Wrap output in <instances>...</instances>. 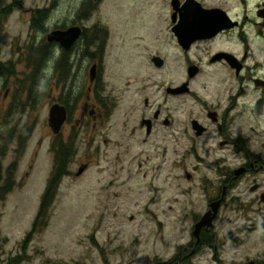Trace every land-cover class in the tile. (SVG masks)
I'll list each match as a JSON object with an SVG mask.
<instances>
[{"label":"rangeland","instance_id":"rangeland-1","mask_svg":"<svg viewBox=\"0 0 264 264\" xmlns=\"http://www.w3.org/2000/svg\"><path fill=\"white\" fill-rule=\"evenodd\" d=\"M0 2L6 6L14 2L19 5L0 29V62L5 65L12 63L17 72L16 77L0 79V194L10 183L12 188L5 201H0V248L6 253L3 259L0 258V263L7 264L4 263L6 260L16 258L20 261L18 264H175L176 260L184 259L192 251H186L187 246L195 241V222L208 210V202L213 195L210 180H216L214 163L218 160L183 159L174 154L173 143L169 156L163 158L161 140L155 135L144 144V136L140 132L124 142L128 145V151H125L120 148L123 119L121 112L115 109L117 91L121 87L126 88L127 82L149 78L154 88L148 98L156 107L165 98L164 94L157 93L163 82L177 85L184 81V60L162 27L163 0H136L140 59H129L133 48L119 46L117 37L111 43V56L105 63L103 95L108 100L111 117L96 133L91 126L77 135L79 143L70 174L60 186L49 223L28 242L25 241L38 215L55 161L54 134L48 124L52 96L60 91L65 95L73 83H78L77 89L83 93L85 79L59 82L56 65L51 58L40 74L41 86H36L32 102L24 97L19 80H23L28 72L26 65L32 49L47 42V35L57 28L73 25L86 0ZM105 2L94 6L86 25H107L116 30V26L122 23V15L118 20L117 12L130 8V3L118 6L115 0ZM45 9L50 11L44 26L46 32L35 34L31 28L32 14ZM130 14L134 17V12L128 13L129 17ZM166 43H170V54L166 56L165 69L158 70L151 63L150 56L160 54L157 52ZM203 86L201 79L194 84L197 88ZM144 99L145 96L138 95V104ZM14 103L28 106L22 112V120L18 115L14 116L13 126L16 125L19 131L25 126L33 129L25 153L19 159L15 155L17 138L10 142L8 125H4ZM164 108H169L167 115L176 121L177 126L184 119L180 100L168 98ZM19 121L22 122L18 128ZM134 122L136 118H132L131 127L135 126ZM256 129L259 133L264 131L262 127ZM71 130L68 126L61 139L68 140L72 136ZM172 131L171 135L174 134ZM87 157L91 158L92 165L77 177ZM15 163L11 175L9 172ZM187 173L193 176L191 180L187 179ZM261 208L251 209L252 222L244 219L243 212H233L232 208L220 212L216 231L222 235L246 226L239 235L243 243L226 245L220 256L224 264H242L247 258L259 257L260 249H264V231L256 230L254 223L263 221L257 212ZM189 259L188 264H216L213 253L207 249Z\"/></svg>","mask_w":264,"mask_h":264},{"label":"flooded vegetation","instance_id":"flooded-vegetation-1","mask_svg":"<svg viewBox=\"0 0 264 264\" xmlns=\"http://www.w3.org/2000/svg\"><path fill=\"white\" fill-rule=\"evenodd\" d=\"M105 1L107 0H86L74 18L73 25L55 30H81L77 41L68 49L60 43L51 44V58L56 65L58 80L63 75L59 65L66 62L67 82L71 83L75 78L85 79V84L82 85L83 88L86 87L82 88L81 93L82 91L77 89L78 83H73L72 87L66 89L65 95L60 91L52 96L53 105L65 107L68 115L61 132L54 136V149L62 144L71 147L76 154V146L79 143L77 135H80L84 128L91 126L96 133L111 117L108 100L103 95L105 63L111 56V43L115 38L119 40V46L133 48L129 59H140L136 0H115L118 6L121 3H130V8H122L117 12L118 20L119 15H122V23L116 26V30L107 25H86L95 10L94 6L98 3L104 4ZM163 2L165 10L162 27L184 60V81L177 85L163 82L157 93L164 94L165 98L162 104L156 107L148 98L154 88V83L149 78L127 82L126 88L121 87L117 91L115 109L121 112L123 119L120 148L128 151V145L124 142L140 132L144 136V144L155 135L161 140L163 158L169 156L170 145L173 143L174 154L183 159L218 160L214 163L216 180H210L213 195L209 199L208 210L197 219L195 227L211 211V205L221 202L218 216L212 227L201 230L199 238L193 236L195 241H191L186 248V251H192H189L184 259L176 260L175 264H188L189 258L198 256L206 249L213 253L216 264H224L220 256L224 253L226 245L243 243L239 235L245 231L246 226L223 235L216 231V222L222 209L232 208L233 212H243L244 219L252 222L249 215L253 212L251 209L262 207L257 212L259 219L264 221V131L259 133L256 129L264 128V0ZM132 12L134 17H131V14L129 17L128 13ZM182 42L190 45L183 46ZM169 45L170 43L164 44L157 52L160 54L153 53L150 56L151 63L158 70L166 67V56L170 54L171 49ZM156 58L163 61L161 68L154 63ZM199 79L203 80L204 86L194 87ZM209 84L223 86H207ZM185 85L187 87H184ZM172 90H179L178 94L172 93ZM138 95L145 96L140 105L137 102ZM168 98L178 99L182 103L184 119L178 126L176 121L167 115L169 108H164ZM132 118H136L134 127H131L133 123H130ZM68 126L72 128V136H69L68 140L61 139ZM87 158L83 165L86 168L85 173L92 165L89 160L91 158ZM192 178L193 176L187 173V179ZM263 221H255L256 230L264 231ZM262 242L264 244V238ZM259 252L258 258H247L242 264H264V249ZM5 256L6 253L0 248V258ZM15 260L16 258L11 261ZM11 261L8 259L4 263L11 264Z\"/></svg>","mask_w":264,"mask_h":264},{"label":"trees","instance_id":"trees-1","mask_svg":"<svg viewBox=\"0 0 264 264\" xmlns=\"http://www.w3.org/2000/svg\"><path fill=\"white\" fill-rule=\"evenodd\" d=\"M15 2L9 6L3 5L2 2H0V29L6 18H8L13 13V10L19 7V5ZM49 14L50 11L47 9L36 10L33 12V20H32L31 28L32 31L35 32V34L40 33L42 31L46 32L44 26L45 24H47L46 22L49 18ZM51 47H52L51 45L47 44V42L44 41V43L40 45V47L35 46V50L32 49V52L29 56L30 58L28 59L26 65L28 72L24 76L25 78L23 80H19L21 91L23 92L24 97L26 98L27 101L30 100L32 102L34 100L33 96L34 94H36L35 88L37 85H39V87L41 86L40 74L45 70L47 63L51 59V50H52ZM60 66L62 68L63 75L60 76L59 80L60 82H67V76H66L68 72L67 63L66 62L62 63L61 65H59V68ZM16 74L17 72L15 65H13L12 63L5 65L0 62V79L9 78V77L13 78L16 77ZM27 106H28L27 104L20 106L14 103L13 109L9 111V114L6 116L4 120V125L7 123L9 128L8 131L9 141L15 142V138H17L18 149L15 151V155L17 159L21 158L24 155L28 141L32 136L33 129L25 126L19 131L16 125L13 126V118L15 115L16 116L18 115V117L22 120L23 118L22 112L25 111ZM19 122L20 123L18 124V128L21 126L22 121ZM4 141L6 142V140ZM53 151L55 154L54 167L50 175V178L48 180L46 191L42 197L38 215L33 224L32 231L25 242H28L32 237L41 233L47 227L50 220V212L54 204V201L58 195L60 186L64 178H66L70 174L69 167L71 165L73 156L75 154L72 148L68 146H62V144H60L59 147L55 148ZM14 166L16 167V163L15 165H12V168L10 169L9 174L11 175L13 174L12 171H14ZM1 192L2 193L0 194V201H5L8 194L12 192L11 183ZM19 262H20L19 260H15L12 261L11 264H18Z\"/></svg>","mask_w":264,"mask_h":264},{"label":"water","instance_id":"water-1","mask_svg":"<svg viewBox=\"0 0 264 264\" xmlns=\"http://www.w3.org/2000/svg\"><path fill=\"white\" fill-rule=\"evenodd\" d=\"M80 33H81V30L79 28H70L67 31H54V32H51L47 36V40L51 44L52 43H60L66 49H68L77 41ZM184 43L185 42H182L183 46L190 45V43H188V44H184ZM154 63L159 68H161L163 66V61L160 58H156L154 60ZM194 70L195 69L193 68L192 71H194ZM192 76H194V74ZM184 87H187V85H185ZM178 91L179 90H176V91L172 90L171 92L174 94H178L177 93ZM67 118H68V115H67V110L65 107H62L60 105H55L51 108L50 117H49V126L55 135H58L61 132L64 124L67 121ZM85 170H86V168L82 167L79 170L77 176L78 177L81 176L85 172ZM220 206H221V202H218V203L211 205V211H209L195 227L194 236L196 238H199L200 232L203 228L212 227L214 220L218 216Z\"/></svg>","mask_w":264,"mask_h":264}]
</instances>
